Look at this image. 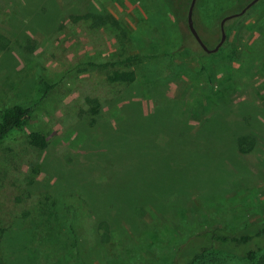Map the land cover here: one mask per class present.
<instances>
[{
    "label": "rangeland",
    "instance_id": "rangeland-1",
    "mask_svg": "<svg viewBox=\"0 0 264 264\" xmlns=\"http://www.w3.org/2000/svg\"><path fill=\"white\" fill-rule=\"evenodd\" d=\"M251 1L197 0L205 45ZM191 2L0 0V113L34 108L0 143V264H170L199 232L264 222V0L213 54Z\"/></svg>",
    "mask_w": 264,
    "mask_h": 264
},
{
    "label": "trees",
    "instance_id": "trees-1",
    "mask_svg": "<svg viewBox=\"0 0 264 264\" xmlns=\"http://www.w3.org/2000/svg\"><path fill=\"white\" fill-rule=\"evenodd\" d=\"M228 36V34H227ZM194 45H200L196 42ZM167 56V54H162ZM160 56L150 57L155 60ZM144 58L139 55H130L116 65H134ZM135 70H115L110 80L115 83L132 84L137 80ZM34 108L13 106L5 108L0 113V143L7 140L11 135L23 129L31 120ZM28 144L38 151H46L49 147L47 137L33 131L28 135ZM245 140L239 142L241 150H244ZM8 234L0 236L6 238ZM220 254L222 256L237 257L244 259L248 264H264V222L254 223L241 228L237 232H229L223 228L207 229L189 238L176 250L170 264H200L208 256Z\"/></svg>",
    "mask_w": 264,
    "mask_h": 264
},
{
    "label": "water",
    "instance_id": "water-1",
    "mask_svg": "<svg viewBox=\"0 0 264 264\" xmlns=\"http://www.w3.org/2000/svg\"><path fill=\"white\" fill-rule=\"evenodd\" d=\"M258 1L260 0H252L250 3H248L239 13H235L229 16H226L222 19L221 23H220V28H221V40L220 42L217 44V46L215 48H209L205 45V43L202 41L201 37L199 36L196 28H195V24H194V19H193V14H194V8L196 5L197 0H192L190 7H189V11H188V18H187V23H188V28L191 32V34L194 36L195 40L197 41V43L200 45V47L207 53L209 54H213V53H217L220 48L224 45V43L226 42L227 39V34H226V29H225V24L227 23V21L237 18V17H241L242 15H244L252 6H254Z\"/></svg>",
    "mask_w": 264,
    "mask_h": 264
}]
</instances>
